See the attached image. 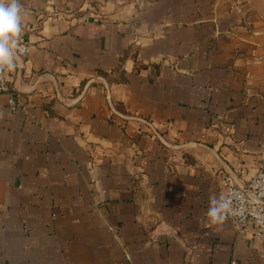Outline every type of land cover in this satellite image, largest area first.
<instances>
[{"label":"crops","instance_id":"obj_1","mask_svg":"<svg viewBox=\"0 0 264 264\" xmlns=\"http://www.w3.org/2000/svg\"><path fill=\"white\" fill-rule=\"evenodd\" d=\"M20 2L0 264H264L254 227L207 217L264 167V36L241 1Z\"/></svg>","mask_w":264,"mask_h":264},{"label":"built area","instance_id":"obj_2","mask_svg":"<svg viewBox=\"0 0 264 264\" xmlns=\"http://www.w3.org/2000/svg\"><path fill=\"white\" fill-rule=\"evenodd\" d=\"M238 10L240 11V7ZM20 42L23 50L18 53V57H26L29 54L30 46L25 42ZM8 91L9 83L4 73L0 77V92ZM12 104L15 108L13 101ZM141 120L140 122L152 129L158 137V133L153 129L151 122L145 119ZM223 187L224 195L222 198L230 205V211L225 217L233 220L239 234H244L250 227H254L255 240L264 241V167L251 177L243 188L238 186L231 176L223 180Z\"/></svg>","mask_w":264,"mask_h":264},{"label":"clouds","instance_id":"obj_3","mask_svg":"<svg viewBox=\"0 0 264 264\" xmlns=\"http://www.w3.org/2000/svg\"><path fill=\"white\" fill-rule=\"evenodd\" d=\"M23 5L20 0H0V77L16 68L18 53L23 50L21 33ZM230 205L221 198L213 199L207 211L212 225H221Z\"/></svg>","mask_w":264,"mask_h":264},{"label":"rangeland","instance_id":"obj_4","mask_svg":"<svg viewBox=\"0 0 264 264\" xmlns=\"http://www.w3.org/2000/svg\"><path fill=\"white\" fill-rule=\"evenodd\" d=\"M248 16L255 21L264 36V0H240Z\"/></svg>","mask_w":264,"mask_h":264},{"label":"water","instance_id":"obj_5","mask_svg":"<svg viewBox=\"0 0 264 264\" xmlns=\"http://www.w3.org/2000/svg\"><path fill=\"white\" fill-rule=\"evenodd\" d=\"M17 58H20V57L17 56ZM139 121H142V120L139 119ZM158 137L160 138V140H161V142H162L163 144H166L165 141L163 140V138H162L159 134H158ZM237 185L240 186V187H242V188L244 187V185H239V184H237Z\"/></svg>","mask_w":264,"mask_h":264}]
</instances>
